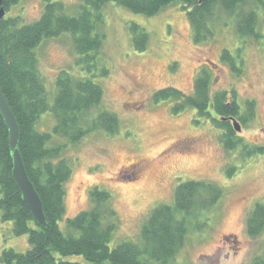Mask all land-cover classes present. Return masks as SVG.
I'll return each instance as SVG.
<instances>
[{
	"label": "rangeland",
	"instance_id": "374dc122",
	"mask_svg": "<svg viewBox=\"0 0 264 264\" xmlns=\"http://www.w3.org/2000/svg\"><path fill=\"white\" fill-rule=\"evenodd\" d=\"M59 1L72 15L82 3ZM43 7L42 0H18L5 16H19L20 23L27 24L40 17ZM102 15L104 40L97 64L109 72L91 79L103 90L98 108L116 114L119 128L114 134L90 132L76 144L52 134L49 144L63 145L62 155L71 168L60 229L67 232L66 219L89 208V192L99 187L110 193L115 215L110 246L122 240L138 242L150 211L162 203L172 204L180 182L206 180L222 187V197L210 209L200 211L197 218H188L189 230L174 264H249L264 252V230L256 237L246 230L250 211L255 204L264 203V153L244 151L264 149V10L258 12L257 40L240 39L235 17L220 12L210 39L198 43L180 5L145 16L108 2ZM133 22L148 34L143 51L133 47L129 29ZM225 50L236 58L237 71L221 59ZM35 52L52 103L57 72L83 75L72 38L63 33L45 39ZM202 70L209 74L210 98L226 91V98L238 104L240 113L246 101H254V116L244 123L238 121L240 130L234 138L238 144L233 150L224 148L222 131L209 116L199 117L192 108L174 114L172 100L154 99L156 91L168 87L193 94ZM54 123L48 111L41 114L36 128L51 133ZM197 223L201 227L197 228ZM28 247L27 235H14L12 223L0 220V253L5 248L24 252ZM66 259L80 261L82 257Z\"/></svg>",
	"mask_w": 264,
	"mask_h": 264
},
{
	"label": "trees",
	"instance_id": "16d2710c",
	"mask_svg": "<svg viewBox=\"0 0 264 264\" xmlns=\"http://www.w3.org/2000/svg\"><path fill=\"white\" fill-rule=\"evenodd\" d=\"M18 0H0L6 13ZM40 17L21 24L19 16L0 18V87L13 111L20 134L17 147L26 173L43 207L45 222L37 223L24 204L21 192L12 178V159L8 144V130L0 116V220L12 223L14 235H27L29 247L24 252L5 248L0 264H174L177 252L184 244L189 230V217L197 218L222 197L223 189L206 180H187L174 189L172 204L155 206L144 220L140 240H122L111 247L116 222L111 207V195L99 187L89 192L91 205L66 219L64 233L58 222L65 213V184L71 175L68 160L62 155L63 145L49 142L52 134L76 144L88 133L103 130L118 131L116 114L99 109L103 90L91 77L107 76L108 68L99 66L104 31L102 7L115 2L133 13L153 16L169 5H180L186 11L195 43L210 39L212 24L220 12L235 17V32L240 39L260 37L257 30L258 12L264 10V0H80L77 14L66 12L59 0H42ZM249 6V8H247ZM263 7V8H262ZM135 50L146 48L148 34L137 23L130 24ZM68 33L77 54L76 62L83 75L60 70L55 76L56 94L50 103L35 52L48 38ZM221 59L233 70L236 58L227 50ZM240 70V69H239ZM209 74L202 70L194 82V92L185 95L168 87L154 93V99L172 100V112L195 109L197 116H209L221 129L225 149L233 150L238 142L233 121L244 123L254 116V101H246L243 113L238 104L226 98V91L209 96ZM235 94V93H233ZM97 109V112H96ZM55 118L52 132H43L36 123L45 112ZM245 154L264 153L263 148L245 149ZM232 170L228 171L231 175ZM196 227H201L199 223ZM249 236L256 237L264 230V203H257L246 221ZM81 256L80 261L67 260ZM249 264H264V252Z\"/></svg>",
	"mask_w": 264,
	"mask_h": 264
},
{
	"label": "water",
	"instance_id": "95a60500",
	"mask_svg": "<svg viewBox=\"0 0 264 264\" xmlns=\"http://www.w3.org/2000/svg\"><path fill=\"white\" fill-rule=\"evenodd\" d=\"M5 12L0 9V18L4 16ZM0 116L2 117L5 126L8 130V144L10 155L12 159V178L21 192V197L29 209L33 219L43 224L45 222V216L43 213V207L41 200L26 173L21 155L19 153L17 143L19 140V126L16 121V117L11 110L9 103L0 87ZM233 126L236 131L240 130V124L237 121H233Z\"/></svg>",
	"mask_w": 264,
	"mask_h": 264
}]
</instances>
